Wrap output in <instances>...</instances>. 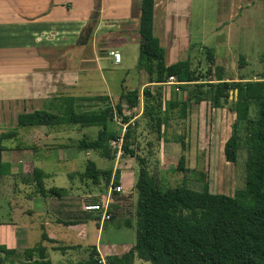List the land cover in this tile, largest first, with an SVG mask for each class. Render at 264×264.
I'll return each mask as SVG.
<instances>
[{"label": "crops", "instance_id": "1", "mask_svg": "<svg viewBox=\"0 0 264 264\" xmlns=\"http://www.w3.org/2000/svg\"><path fill=\"white\" fill-rule=\"evenodd\" d=\"M158 1L161 3L158 4ZM190 1L154 0L153 34L159 39L164 50H167V52L165 51V64L167 66L179 62L180 45L181 47L185 43L191 45V32L188 31L190 29L189 8L187 6ZM243 1L246 0H229L231 7L224 12V16H227V19L231 21L236 15L232 11L235 8L237 11H241V7L238 8L236 4L240 6ZM161 15L166 26L163 25L165 27L164 33L159 34L158 29L161 26L158 28L157 19ZM139 17L140 0H0V144L3 141L2 136L9 133L6 132L8 126L14 129L15 139H21L17 128V119L20 115L45 110L53 112L54 107L59 106L58 100L63 98L101 96L108 98L112 107L113 100L118 102L123 94L137 92L139 105L135 116L138 117L144 113V91L150 92L152 97H160L163 111L169 102L177 101L169 99L170 90L173 88L149 84L147 75L137 70L138 77L128 81L121 80L122 91L117 96L113 95L109 87L106 88L104 95H89L90 93L86 92L88 86L84 90L85 93L80 94L82 91L81 75L91 74L93 68L97 71H107V65H111L114 69H121L122 64L127 62L128 58L131 62H135L134 67H136ZM171 17H175L177 21L180 19L182 24L171 28L169 24ZM226 24L227 22L220 23L215 30V35L218 40L223 41L221 44L223 46L228 45L231 34V30L225 29L228 27L225 26ZM87 26L91 27L90 39L86 45L81 46L78 44L79 39ZM167 35L170 39L167 38ZM163 38L171 42L169 51ZM112 52L120 54V63L114 62L110 55ZM127 70H125L126 78L129 76ZM218 77L229 82L228 79ZM213 78V81L218 79ZM261 80L263 79L257 81ZM242 81L257 82L250 79H243ZM89 88H91L90 85ZM236 97L237 94L234 93V100ZM187 100L188 97L184 100H178V102ZM88 106L92 105L88 104ZM197 109L199 111L206 110L204 102L198 104ZM212 111L217 112L214 122L220 132L225 135L224 141L221 142L219 155L222 160H225L223 149L231 136L234 116L228 108H212ZM74 129L62 127L51 133L45 128L41 131L30 128V131L26 132L28 134L23 135L27 141L23 148L2 146L1 164L3 168L8 167L9 177L1 185L0 199H2L3 204H0V264H25L27 262L25 252L35 248L26 247L25 244L31 242V232L28 233L21 229L20 224L17 223L24 216H28L36 222L31 227H34L39 235L40 243L38 245L42 244L43 247H46L48 259V252L51 251L49 250L51 248L53 250V248L58 247H73L74 249L67 251H77L84 249L83 247L95 246L98 234L95 239H91L90 243L88 240L94 233L92 227L96 226L98 230L99 220L95 215L83 212V205L89 201L82 202L78 199L76 203L66 199L67 196H76L72 192L78 193L79 189L77 188L76 191V187L73 185L70 184L65 188L66 194L58 198L69 201L67 203H57L56 201L48 208L46 205L47 198H40V200L28 198V201L32 203L28 209L16 201L18 199L17 190L19 194L20 190L15 180L31 177L35 169L44 174V180L51 179L54 182L53 179L57 174L50 169L52 161L50 152L52 150L45 151V147L50 146V143L58 146L60 148L58 150L69 151L66 156L53 160L52 168H60L80 160V152L75 147L82 138L78 139L79 141L75 145L70 136V131H74ZM218 136H221L220 133ZM39 147L44 149H38ZM70 152L73 153L72 156H68ZM166 157H168L167 153L158 159L159 165L163 164ZM228 164L225 163V165ZM185 169V174H202L201 170L189 172L187 167ZM137 170L139 169L134 166H127L122 172H119L121 180L119 184L121 183L120 185L124 189L127 188V191L134 187ZM70 178L72 179V177ZM7 179L13 181L7 184ZM208 185L210 191V183ZM72 189L73 191H71ZM114 198L109 195L108 188L104 201L109 203L110 212L121 208L119 204H116L117 201ZM79 227L81 229H77ZM48 228L52 230L50 233ZM60 228H66L64 234H71L73 240L78 243L60 245V239L56 235L60 234L58 231ZM45 234L49 240L46 244L42 241V236ZM51 252L61 251L53 250ZM124 253L116 256H121Z\"/></svg>", "mask_w": 264, "mask_h": 264}, {"label": "trees", "instance_id": "2", "mask_svg": "<svg viewBox=\"0 0 264 264\" xmlns=\"http://www.w3.org/2000/svg\"><path fill=\"white\" fill-rule=\"evenodd\" d=\"M153 14L154 0H140L136 70L147 75L149 84L161 85L169 77H175L178 82L186 84L182 88L193 86L198 90L187 91V101L169 102L165 110L157 115H154L153 110L149 111L148 106L153 101L161 109L160 97H152L150 92L144 91L143 115L149 118L151 132L161 139V129L174 111L178 109L177 115L184 120L189 102L193 100L196 104L210 102L214 109L228 108L234 116V123L223 154L227 163L236 164L240 143L239 127L244 125V187L236 190L231 197L213 195L209 191L207 177L203 174L198 177L201 184L199 191L185 185L159 187L149 173L145 160L140 159L133 150L134 131L129 127L124 137V154L139 163L133 187L136 194L134 223L129 225L135 233L134 244L123 255H111L104 259H101L96 247L91 246L87 248L88 256L85 260L71 264H135V260L142 264H264V79L257 82H243V79L239 82H226L217 76L215 81L206 80L211 76L210 70L205 75L199 70H192L189 60L167 66L165 50L153 34ZM90 31L91 27L87 26L80 36L79 45L89 42ZM207 55L211 60L212 53L208 51ZM234 93L237 94L236 100ZM58 102L59 106L54 107L53 112L45 110L20 115L17 128H95L98 129L95 139H81L76 149L79 152L96 153L105 160H113L114 154L109 143L119 136L111 129L114 114L119 115L123 123H128L129 115L135 116L137 113L139 97L137 92L123 94L114 108L108 98L101 96L68 97ZM85 104L92 106L87 109ZM123 104L126 105V111ZM251 108H254L255 119L250 118ZM15 134L6 133L2 140L15 138ZM180 141L183 149V141ZM2 151L0 146V196L1 178L4 176ZM175 171L186 172L184 157H180ZM76 175L94 185H99L100 180L108 187L118 186L120 182L119 172L113 176L112 170L98 169L92 161H87L85 170ZM32 177L37 195L41 198H61L66 194L65 189H46L44 174L40 170L35 169ZM111 195L116 197L119 194ZM42 241L45 244L49 241L46 234L42 236ZM68 249L74 248H53L54 251ZM24 255L27 261L25 264H52L42 244L26 251Z\"/></svg>", "mask_w": 264, "mask_h": 264}, {"label": "rangeland", "instance_id": "3", "mask_svg": "<svg viewBox=\"0 0 264 264\" xmlns=\"http://www.w3.org/2000/svg\"><path fill=\"white\" fill-rule=\"evenodd\" d=\"M159 3L161 2L158 1V4ZM187 6L189 8L190 29H188V31L189 33L191 32V45L189 46L188 43L182 44V47L180 45L179 62L189 60L192 63V70H199L203 75L210 70L211 76L206 80H212L213 77L217 78V76L228 79L229 82L239 79H250L253 81L264 79V0H246L243 1L240 6L236 4L238 8L241 7V11H237L235 8L232 13L236 15L231 21L227 19V16H224V12L231 7L229 0H191L188 2ZM223 22H227L225 26L228 27H225V29L231 30L229 43L224 46L221 45L223 41L220 39L218 40V37L215 35V30L219 27V24ZM157 24L158 28L161 26L158 29L159 34L164 33L166 22L162 15L158 17ZM169 24L171 28H175L176 25L178 26L182 23L180 19L177 21L175 17H171ZM167 38L170 39L169 35H167ZM163 40L169 51L171 49V42L165 38H163ZM165 51L167 52V50ZM208 51L212 53L211 60L208 59ZM239 58H241V60H239ZM134 64L135 62H131L128 58L127 62L122 64L121 69H114L111 65H107V71H97L93 68L91 74H82L80 80L82 91L80 94L83 95L85 93L84 90L88 86L86 92L90 93L89 95H104L106 93V88L109 87L113 95L117 96L122 91L121 80L128 81L129 79L138 77ZM126 69L129 71V76L127 78L125 77ZM89 85L92 89L89 88ZM194 90L198 89L193 86H187L186 88L181 87L179 92H174V89H171L169 99H175L177 101L184 100L187 98V91L192 92ZM116 103L117 100H113L112 108H114ZM156 104L157 103L151 101L148 106V110H153L154 115L163 112V108H158ZM204 104L206 110L199 111L197 109L198 104H196L194 100L190 101L187 116L184 120L179 118L177 115L178 109H176L171 115V119L162 127L160 134L161 139H158L157 135L151 132V128L149 127L151 123L147 116L142 115L138 117L137 115H129L130 120L133 118L135 119L134 126L130 128L134 131V147L138 149H134L133 147V150L139 158L145 160L151 176L155 178L156 183L161 188L185 185L191 190H200L201 184L198 181L199 175L197 173L195 175L175 171L179 158L182 156L185 158V167L188 168L189 172L201 170V173L207 177L208 184L210 183V192L213 195L231 197L236 190H240L244 187L246 161L245 127L244 125L239 127L240 143L236 164L225 165L226 161L222 160L221 156H219L221 142L224 141L225 135L223 132H220L214 122L217 112L212 111L210 102L206 101ZM84 106L87 109L91 108H88V105ZM123 108L124 111H126V105L123 106ZM250 118L255 119L254 108L250 110ZM10 127L11 126H8L6 128V132H14V129ZM40 128L42 127L35 129L39 131L44 129ZM111 129L116 134L121 133L120 126L114 121L111 125ZM58 130L59 129L49 130V132L52 133ZM18 131L21 139H5L1 141V147L23 148L27 144V141L23 137L28 134L26 132L30 131V128H23L21 130L18 128ZM97 131L98 129L95 128H75L74 131H70L71 140H74L73 142H75V145L80 138L93 140L96 137ZM218 133H220V137ZM180 140L183 141V149ZM56 142L59 143V141ZM50 144V146L45 147V151L52 150L50 152V159H52V161L66 156L69 152L58 150V146L55 144L53 145V143ZM38 149L44 148L39 147ZM166 153L168 157L164 159L162 165H159L158 159L163 154L166 155ZM72 154L73 153L70 152L68 156H72ZM79 154L80 160L78 162L68 163L60 168H52L51 165H53V162L51 161L50 169H52L51 171H54L57 176L53 179L54 182H52L51 179L44 180L45 187L47 188L55 187L65 189L70 184L76 187V191L78 188V193L72 192V194L74 193L76 196L72 195L66 197V199L71 202L77 203L78 199H80L82 202L89 201L87 203H104L106 192L109 188L105 182L100 180L99 185H94L90 181L80 179L76 175L85 170L87 161L94 162L98 169L112 170L113 176L115 172H122L127 166H134L136 169H139V163L129 155H125L124 149L122 157L120 159L114 157L113 160L102 159L96 153L92 152H80ZM3 169L5 176L1 178V185L4 183L5 179L9 177L8 167L5 166ZM70 174L72 175L71 180L68 177ZM32 179V176H29V178L25 177L15 180L20 190V194L17 190L16 195L18 199L16 201L25 207L32 205L31 201H28V198L32 200H34L33 198H37L38 200L41 198L37 195L36 187ZM131 180L133 181V179H130V181ZM12 181V179H7V184ZM125 190L127 191V188H123L122 192L114 198L115 201H117L116 204H119L121 208L112 210V220L103 224L98 222V230L96 226L92 227L94 233L88 241L90 243V241H92L91 239H95L98 234L95 247L101 259L110 255H120L127 252L134 244L135 233L133 228L129 227V225H133L134 223L136 194L134 189L128 190L127 192ZM71 191H73V189ZM43 200L44 199H42V201ZM46 200H48L46 201L48 208L56 201L57 203L69 202L65 199L63 200V198H47ZM0 204H3L2 199H0ZM17 223L20 224L21 229L26 230L28 233L31 232V242L26 243V247H36V245L40 243L39 235L36 229L31 227L34 226L36 222L32 221L28 216H24L21 218L20 222L17 221ZM80 227L77 229H81ZM65 230L66 228H60L58 230L60 234H56L60 239V245L64 246L67 243H78L73 240L71 234H64ZM51 231V228H48V232L50 233ZM63 234L64 236L62 238ZM83 248L82 250H65L64 252H51L53 251L51 248L49 249L51 251L48 252V257L52 264L77 263L81 260H85L88 256V247ZM135 264H142V262L135 260Z\"/></svg>", "mask_w": 264, "mask_h": 264}, {"label": "built area", "instance_id": "4", "mask_svg": "<svg viewBox=\"0 0 264 264\" xmlns=\"http://www.w3.org/2000/svg\"><path fill=\"white\" fill-rule=\"evenodd\" d=\"M111 57L113 58L115 63H120L121 57L120 54L117 52H112L110 53ZM186 85L185 83H180L176 80L175 77H169L164 84H161L160 86L164 87H169L173 88L174 92H179V89ZM134 118L131 119L128 123H123L122 118L117 115L116 113L114 114L113 121L120 126L121 128V133L119 134L118 137H116L114 140H112L109 143V147L111 148L114 157L116 159H120L123 155V145L125 141V135L127 133V130L129 127L134 126ZM122 187L121 185L118 186H112L109 187V195L112 193L120 194L122 192ZM83 211L86 213L90 214H95L99 216V222L101 224L110 221L111 215L109 214V203L107 201H104L102 204H96V203H87L83 205Z\"/></svg>", "mask_w": 264, "mask_h": 264}]
</instances>
